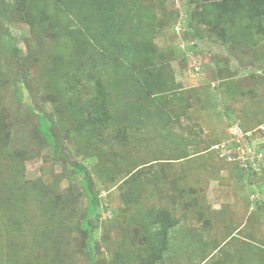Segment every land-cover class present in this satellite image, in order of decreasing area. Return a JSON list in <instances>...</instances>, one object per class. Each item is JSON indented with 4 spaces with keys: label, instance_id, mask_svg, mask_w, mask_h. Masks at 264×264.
<instances>
[{
    "label": "rangeland",
    "instance_id": "obj_1",
    "mask_svg": "<svg viewBox=\"0 0 264 264\" xmlns=\"http://www.w3.org/2000/svg\"><path fill=\"white\" fill-rule=\"evenodd\" d=\"M6 1L0 0L3 8ZM150 1L159 31L150 39L151 69L163 78L166 91L161 98L165 101L159 103L161 118L150 117L152 125L137 130L126 128L124 118L112 127L97 128L88 145L86 140L77 143L73 125L64 122L57 131V152L43 143L37 130L42 107L44 114L57 112L49 88L48 68L53 58L49 30L39 34L36 26L33 31L23 12L14 9L0 25V30L6 27L11 32L9 50L0 45V176L5 185L9 175L16 176L4 188L2 198L9 207L14 198L25 196L22 208L29 220L23 222V264H34L43 257L36 249L39 244L32 240L35 232L29 228H33L31 222L34 226L36 221L45 223L43 217L36 218L40 212L36 200L48 190L49 198L68 196L81 215L87 205L81 180L86 178L102 198V219L94 234L95 261L100 264H117L144 246L141 216L150 208L167 209L176 221L169 239L172 245L155 264H264V192L257 186L260 183L264 189V69H260L264 67V42L258 35L256 42H246L239 35L240 42L223 46L204 38L180 58L176 47L189 43L190 34L177 33L170 15L184 17L188 6L199 8L203 0ZM86 68L82 67L93 69L107 86L105 79L112 77L109 71ZM78 75L81 84L68 93L87 101L92 83ZM9 78L22 83L20 101ZM220 81L223 84L217 87ZM105 90L110 96L108 111L120 112L115 91ZM62 113L65 109L60 105ZM256 146L261 149L257 155ZM179 150L186 156L176 159ZM92 152L100 156L88 165L85 157ZM77 162L84 164L88 175L75 171ZM240 166L245 170L239 171ZM255 200L261 202L254 204ZM114 210L115 216L108 221ZM63 232L60 247L70 253L69 262L86 264V255L74 245L78 231ZM127 264L133 263L128 260Z\"/></svg>",
    "mask_w": 264,
    "mask_h": 264
},
{
    "label": "trees",
    "instance_id": "obj_2",
    "mask_svg": "<svg viewBox=\"0 0 264 264\" xmlns=\"http://www.w3.org/2000/svg\"><path fill=\"white\" fill-rule=\"evenodd\" d=\"M199 5V8L188 6L184 17H178L176 13L170 15L174 18L172 28L177 33L186 31L190 34L189 43L176 47L175 52L180 58H185L189 52L196 49L198 41L204 38L220 42L223 46H227L229 41L238 42L239 35H242L246 42H256L258 35L264 42V0H203ZM12 9L23 12V19L33 31L37 27L40 32H36L39 34L46 28L49 30L50 56L53 57L48 68L49 88L54 93L53 107L57 112L44 114L42 107L41 112L37 114V130L44 144L52 146L57 152L60 143L57 131L64 122L73 125L77 143L83 144L81 140H86L88 145L93 143L97 128L112 127L116 121L120 122L124 118L128 121L126 128L133 130L152 125L150 117L161 118L162 109L159 103L165 101L161 98L166 91L163 78L151 69L154 59L149 54L153 48L150 39L157 36L159 31L155 25L157 17L154 5L150 0H7L5 8L0 4V25L9 19L7 12ZM0 31V45L8 51L11 32L7 31L6 27ZM5 35L6 38L3 37ZM20 53L21 50L17 49V56H20ZM82 67H96V72L103 67L102 69L109 71L108 74L112 77L105 79L107 86L104 87L94 75L93 69L84 70ZM132 71L134 75H131ZM78 73L86 77V82L92 83L91 95L87 101L81 100L80 95L76 94L75 97L68 93V89L72 91L76 84H81ZM23 76L27 80L28 71H25ZM7 81L11 82L14 95L20 101L23 96L21 81L15 78H9ZM222 84L221 81L218 82L217 87ZM105 88L115 91L119 98L116 107L120 112L108 111L110 96ZM156 99L159 101L156 102ZM60 105L65 109V114L60 115ZM27 109L34 112L32 106L27 105ZM227 115L231 120V115ZM187 143H190L188 139ZM235 144L232 142V145ZM183 150L178 151L176 159L186 156ZM260 152L261 149L256 146L255 155ZM88 154L85 157L88 165L94 164L100 156V152ZM74 169L77 173L84 170L85 175H88L81 162L75 163ZM238 169L245 170L242 166ZM248 169H252L250 164ZM15 178L16 176L9 175L6 179L10 184ZM5 183L0 176V264H23V229L29 220L22 208L25 196L14 198L13 203H10L9 207L6 206L2 195L4 188L9 184ZM81 185L87 194V205L81 215L78 214L77 208H73L75 203L68 196L49 198L48 190L45 196L42 194L41 198L36 200L40 208L36 218L43 217L45 223L36 221L34 226L31 222L33 228H29L35 232H32L33 242L37 241L39 244L36 249L41 250L40 255L45 258L35 259L34 264H72L68 260L70 253L60 247L62 238L59 235H64L63 230L69 232L68 235L72 230H77L79 240L74 244L75 249L84 252L86 264H100L95 261L97 249L94 234L102 219V198L90 188L87 178L81 180ZM257 186L264 192L260 183H257ZM260 202L253 201L254 204ZM19 212H23L22 218H19ZM114 214L115 210L113 216L107 220L111 221ZM141 219V227L146 232L144 246L133 250L127 258L117 264H127L128 260L133 264H155L164 259L169 251L172 245L169 241L171 228L176 223L170 217V212L167 209L150 208ZM71 243V240L67 241V247Z\"/></svg>",
    "mask_w": 264,
    "mask_h": 264
}]
</instances>
